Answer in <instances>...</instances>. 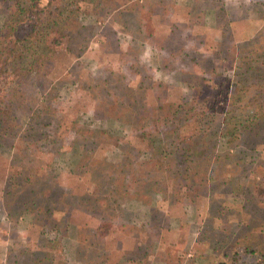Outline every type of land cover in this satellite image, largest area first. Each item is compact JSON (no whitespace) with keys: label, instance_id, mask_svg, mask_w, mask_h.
<instances>
[{"label":"rangeland","instance_id":"obj_1","mask_svg":"<svg viewBox=\"0 0 264 264\" xmlns=\"http://www.w3.org/2000/svg\"><path fill=\"white\" fill-rule=\"evenodd\" d=\"M150 1L153 0H113L114 11L127 4L134 5L129 7L132 17L123 19V29L111 19L113 15L99 17L86 13L81 8L78 14L82 23L76 31L79 44L85 46L83 55L73 56V52L66 51L57 58L63 61V65L55 69L53 78H47L43 74L49 71V66L43 64V73L33 76L31 74L26 78L21 93L13 91L7 96L15 107L14 113L19 127L9 145L0 144V234L6 235V238L0 239V264H23V254L19 250L27 247L25 241L37 236V230L30 226L32 216L29 213L35 211L39 205L48 206L47 189L40 188L36 197L25 198L19 188L10 189L6 186L5 171L8 170L10 159L16 148H23L29 139L34 140L33 152L26 155L24 162L30 169H40L39 175L43 174V180L50 185L48 191L55 198L61 197L68 186L81 184L80 178L87 175L89 165L102 144H105L104 150L110 159L117 161L123 154L131 159L129 172L134 177L142 178L147 171H165V160L161 155L144 151L126 136L117 137L110 133L112 131L127 135L130 132L129 124L110 117L94 116V97L88 94V90L109 76L108 71H115L113 74L116 84L134 83L148 74L153 76L152 81L155 82L163 80L168 85L176 83L183 100L193 94L195 86L206 82L209 103L219 112L218 117L222 116L221 110L226 105L230 107V103L235 104V100L228 99L240 87L245 74L249 75L250 81L261 75L246 67L236 70L235 66L239 61V65H242L250 59L264 66V0H220L226 12L224 18L216 21L213 12L206 11L204 24L194 32L198 37H187L180 27L174 31L165 48H160L156 38L153 42L146 38L148 16L142 8L147 12L146 6ZM168 1L186 3V0H161L159 10H164ZM40 3H45V0ZM13 7V0H0V26L13 14ZM137 17L142 18L139 24ZM141 28L144 30H139ZM198 31L205 33V36H199ZM214 50L218 53H213ZM229 52L234 53L232 60L225 57ZM163 57L171 60V68L174 66L180 71L186 69L187 73L183 76L187 80H179L175 72L165 70ZM262 72L264 75V71ZM58 74L65 76L64 81L55 78ZM51 84L57 85V95L52 101L53 110L49 113L51 121L48 123L45 119L47 126L32 129L28 124L29 117L35 110L32 106L35 101L40 103L47 99L46 91ZM240 95L242 99L239 100L244 107L243 101L247 100L249 91H241ZM22 97L23 104L20 105ZM151 100L149 98V102ZM58 123H61L62 130L65 131L63 141L72 140L73 144L59 146L60 149L55 150L51 157L43 156L41 150L49 144V128L57 126ZM204 124L207 126V121ZM212 129H215V124ZM215 139L207 146L210 157L208 180L203 183L199 193L185 188H178L175 192H153L142 186L132 187L127 189L121 201V210L110 218L108 223L114 230L121 223L128 225L130 229L133 225L136 229L141 226L146 230V238L154 243L152 249L144 248L147 243L142 244L145 252H152L148 264H173V261L177 264L181 259L187 264H224L219 260L228 261L227 254L223 253L234 249L229 245L238 247L239 253L234 255V264H264V255L246 252L247 238L239 233L245 227L241 219L248 217L246 214L264 202V178L259 173L262 168L258 166L260 157L264 158V147L251 148L242 134L237 144L227 145L223 137L220 140ZM58 140L62 141L59 137ZM252 167L256 168V174L242 173L238 179H229L231 175L228 169L238 168L245 171ZM29 172L32 174V169ZM215 176H225L227 184L219 182L217 185ZM19 178L24 180L21 174ZM255 180L259 181L258 185L253 182ZM220 208L222 213L214 216L218 215ZM80 216V213H73L75 220ZM87 217L86 215L78 223L87 222ZM221 219L224 221L223 226L231 223L228 234L222 231L221 226H218L221 229L219 232L215 231L216 223ZM50 227V223H47L43 228ZM74 228H71L66 238V257L70 264H80V257L88 261L86 252H90L91 247L84 240V231L78 232ZM114 235L118 236L117 230ZM132 240L131 236L130 242ZM111 245H114L112 241L109 244L101 242L92 246L95 251V264H101V255H105L104 252ZM8 246L15 249L6 255ZM241 248H244V252ZM125 251L127 254L136 252L140 255L133 248H126ZM112 257L113 253L109 255V258ZM212 257L215 258L213 261L207 260ZM120 262L136 264V260Z\"/></svg>","mask_w":264,"mask_h":264},{"label":"trees","instance_id":"obj_2","mask_svg":"<svg viewBox=\"0 0 264 264\" xmlns=\"http://www.w3.org/2000/svg\"><path fill=\"white\" fill-rule=\"evenodd\" d=\"M160 1H150L146 6L147 12L142 8L148 16V37L146 38L150 42L156 38L160 48H165L174 31L180 27L186 32L187 37H198L194 32L204 24L205 13L208 10L213 12L216 21L226 16L224 5L220 0H186L185 4L168 1L164 10L158 8ZM40 2L41 0H13L14 12L0 26V144L2 145H9L12 142V137L15 136L19 127L14 113L15 107L7 96L13 91L21 93L20 90L26 78H29L31 74L33 76L43 73L41 71L43 64L49 66V71L43 74L47 78H53L55 69L63 65V61L57 58L66 51L73 52V56L83 55L85 46L79 44L76 31L82 23L78 14L81 8H84L86 13L99 17L113 15L111 19L123 29L125 28L123 19L132 17L129 7L134 6L127 4L114 11L113 0ZM136 21L139 24L142 18L137 17ZM206 32H208L207 29ZM136 34L139 36L138 33ZM198 34L205 36V33L199 31ZM213 53L218 51L214 50ZM173 54H175L174 51ZM225 57L232 60L234 53L229 52ZM170 62L168 57H163L165 70L175 72L179 80L186 81L187 78L183 74H186L187 70H176L174 66L171 68ZM240 62L235 66L236 70L239 67H246V69L256 70L254 72H259L261 75L254 81H250L248 74L242 77L244 81L228 99V101L235 100V104L230 103V107L226 105L221 110L220 117L217 116L219 112H216L209 103L206 82L195 86L192 90L193 94L184 100L180 90L177 91L176 83L168 85L163 80L152 81L151 74L140 77L134 83L116 84L115 71L110 70L109 76L88 88V94L94 97V116L110 117L129 124L130 132L127 135L109 131L117 137L126 136L148 153L156 152L161 155L166 167L163 173L147 171L142 178L134 177L132 172H129L131 159L124 154L117 161L110 159L104 150L105 144H102L89 165L87 175L80 178L81 184L74 187L68 186L61 197L55 198L50 195L48 191L50 185L43 180V174L39 175L40 169L31 168L32 175L29 172L30 167L24 162L26 155L33 152L34 140L29 139L23 148L17 147L10 159L8 170L5 171L6 186L10 189L19 188L18 190L25 198L36 197L40 188L47 189L48 195L47 207L39 205L35 211L29 213L32 216L30 226L37 230V236L25 241L27 247L19 250L23 254V264H70L66 257L68 247L66 238L72 227H75L74 229L78 232L84 231V240L91 247L89 250L92 253L86 252L88 261L80 257V264H95L93 257L95 251L92 246L101 242L109 244L110 241L114 245L106 248L105 255H101V264H121L120 260H136V264L141 262L148 264L152 252H145L142 244L147 243L144 248L152 249L154 243L146 238L148 237L146 230L141 226L136 229V226L131 225V229L135 228L131 231L128 225L121 223L120 226L115 227L118 231L116 237L114 227L108 223L110 218L121 210V201L127 189L142 186L153 192L162 190L175 192L178 188H185L199 193L203 183L208 180L207 169L210 157L207 146L213 139L220 140L223 137L227 145L237 144L242 134L246 144L251 148L264 147V75L262 72L264 66L252 62V59L246 64L239 65ZM55 78L64 81L65 76L58 74ZM241 91H249L247 100L243 101L244 107L240 102ZM56 92L57 85L51 84L46 91L47 99L40 103L35 101L32 106L35 110L32 111L28 120L32 129L47 126L45 119L48 123L51 121L49 113L53 110L52 101L57 95ZM149 98H152L151 102ZM22 100L23 97L20 105L23 104ZM248 111L252 113H246ZM205 121L207 126H204ZM214 124L215 129H212ZM210 128L212 130H209ZM63 130L61 123L49 128V144L41 150L43 156L51 157L55 150L60 149L59 146L73 144L72 140L63 141L65 138ZM58 137L62 139L61 142ZM259 161L258 166L262 168L259 173L264 178V158L260 157ZM228 172L231 175L230 180L238 179L242 173H257L255 167L245 171L230 168ZM20 174L24 180L19 178ZM215 181L217 185L219 182L227 184L225 176H215ZM253 182L257 185L259 183L258 180ZM257 188L260 189V186ZM74 212L81 214L77 220L73 217ZM221 213L220 208L218 215L214 214V216H219ZM86 215L88 221L78 223ZM246 216L248 217L241 219L245 227L239 232L247 238L245 250L252 254L264 255V202L259 207H254ZM223 222L222 219L217 221L215 231L219 232L222 229L225 234H228L231 223L228 222L227 226H223ZM47 223H50L51 227L43 228ZM218 226H221V229ZM131 236L133 240L130 242ZM4 238L6 235L0 234V239ZM125 240L127 242H124ZM10 246L7 247L6 255L15 249ZM229 247L234 249L227 248L230 252L223 253V255L227 254L228 261L221 259L219 262L234 264V255L236 252L239 253L238 247L232 245ZM126 248H133L140 255L136 252H134L135 255L127 254ZM243 249L240 250L243 251ZM196 250H198L197 247ZM111 253L114 257L109 258ZM214 259L212 257L207 260ZM210 263L213 264V262ZM177 264L187 263L182 262L181 259Z\"/></svg>","mask_w":264,"mask_h":264}]
</instances>
